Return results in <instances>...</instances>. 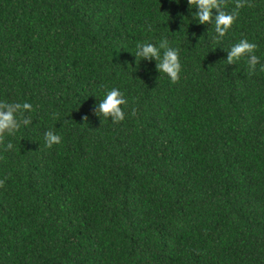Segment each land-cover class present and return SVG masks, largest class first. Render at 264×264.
<instances>
[{"label": "trees", "instance_id": "obj_1", "mask_svg": "<svg viewBox=\"0 0 264 264\" xmlns=\"http://www.w3.org/2000/svg\"><path fill=\"white\" fill-rule=\"evenodd\" d=\"M243 5L221 37L188 0H0V102L32 105L0 141V264H264V0ZM161 41L175 83L136 56Z\"/></svg>", "mask_w": 264, "mask_h": 264}, {"label": "clouds", "instance_id": "obj_2", "mask_svg": "<svg viewBox=\"0 0 264 264\" xmlns=\"http://www.w3.org/2000/svg\"><path fill=\"white\" fill-rule=\"evenodd\" d=\"M176 3L179 0H175ZM189 6L197 9L195 16L199 24H206L212 18L213 9L217 10L215 15L216 31L219 36H225L234 21L237 18L238 10L243 7V0H237L235 8L228 13L218 11L220 8L219 0H188ZM257 45L241 39L238 43L234 44L229 50L228 61H236L241 57L247 56L248 65L251 69L259 62V57L255 54ZM136 56L144 59H156L159 61L157 64L158 70L165 74L167 78L175 83L179 79L181 72V63L179 59V50L177 48L169 47L167 41H161L159 46L151 42H142L137 44ZM127 103L123 93L118 88H112L107 91L104 98L100 100L98 106V114L104 118L111 117L113 123L120 122L124 119V111L122 105ZM31 110L32 105L28 102L23 104L10 105L7 102H0V141H3L5 136L13 135L21 127V119L14 115L16 109ZM45 141L48 147L61 142V136L54 134L52 131L45 133ZM13 145L7 143L5 150L12 149ZM3 181L0 180V185Z\"/></svg>", "mask_w": 264, "mask_h": 264}]
</instances>
